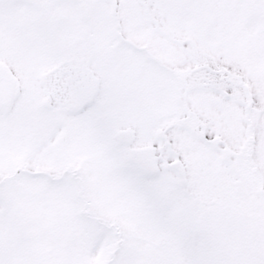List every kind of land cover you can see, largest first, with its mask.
Wrapping results in <instances>:
<instances>
[{
	"label": "snow or ice",
	"instance_id": "1",
	"mask_svg": "<svg viewBox=\"0 0 264 264\" xmlns=\"http://www.w3.org/2000/svg\"><path fill=\"white\" fill-rule=\"evenodd\" d=\"M0 264H264V0H0Z\"/></svg>",
	"mask_w": 264,
	"mask_h": 264
}]
</instances>
